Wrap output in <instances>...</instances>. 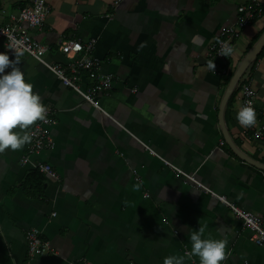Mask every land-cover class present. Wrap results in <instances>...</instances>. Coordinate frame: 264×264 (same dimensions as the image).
I'll use <instances>...</instances> for the list:
<instances>
[{
	"label": "crops",
	"instance_id": "crops-1",
	"mask_svg": "<svg viewBox=\"0 0 264 264\" xmlns=\"http://www.w3.org/2000/svg\"><path fill=\"white\" fill-rule=\"evenodd\" d=\"M115 1L45 0L44 24L30 31L48 46L50 62H67L58 49L62 40H96L93 54L102 71L113 75L110 94L99 97L103 111L35 58L19 56L26 82L56 123L49 129L51 149L27 154L26 142L0 151V264L25 261V231L32 227L51 246L32 264H163L169 255L199 264L191 255L189 228L204 224L206 236L227 240L220 264H264V247L250 240L226 205L144 147L264 220V170L228 150L218 120L230 78L264 31V0H258L262 14L232 43L223 75L217 73L223 63L209 67L208 47L250 0ZM28 2L0 0V23ZM261 50L241 76L248 75L256 91L258 111H264V45ZM229 98L223 111L228 134L264 163V142L249 139L236 118L242 105L237 86ZM34 124L14 131L28 133ZM38 162L55 171H38L43 199L22 189Z\"/></svg>",
	"mask_w": 264,
	"mask_h": 264
},
{
	"label": "built area",
	"instance_id": "built-area-1",
	"mask_svg": "<svg viewBox=\"0 0 264 264\" xmlns=\"http://www.w3.org/2000/svg\"><path fill=\"white\" fill-rule=\"evenodd\" d=\"M236 11L235 22L224 26L221 36L208 47L207 58L209 62L223 63V67L217 66V73L221 75L228 73L227 64L230 57V54L221 55L223 42H227L232 47V43L240 38L242 31L262 14V7L258 0H250L248 3L239 5ZM48 12L49 7L45 0H29L27 4L19 9L16 15L9 16L8 22L0 23V41L3 43L4 51L8 52L9 57L14 55L15 50L17 53H26L35 58L38 62L45 65L64 86L76 92L84 101L103 111L99 104V97L110 94L113 88V75L102 71L100 59L93 54L96 40L90 38L85 43L72 38L62 40L58 49L67 59V62L47 61L45 55L48 46L33 38L30 31L42 28ZM242 75L244 76V73ZM247 76L244 78L240 77L236 85L239 89L242 105L250 101L256 111V124L247 127L245 134L248 135L249 139L264 142V111L256 109V91L251 83L248 82L249 77ZM46 107V119L35 123L28 132L31 140L27 142V154L51 149L53 146L49 129L56 121L52 109L48 106ZM223 143V141H220L221 145ZM144 147L151 154L160 158L165 165L172 168L177 174L204 189L226 205L237 218L241 227L250 231V240L256 246L264 247V220L261 215L244 210L228 200L224 195L214 193L192 175L158 156L148 145L144 144ZM35 168L45 175L55 174L53 167L46 162H38ZM25 241L27 259L22 264H32L31 261L35 257L46 256L51 251L50 242L42 236L38 228L27 229L25 231Z\"/></svg>",
	"mask_w": 264,
	"mask_h": 264
},
{
	"label": "clouds",
	"instance_id": "clouds-1",
	"mask_svg": "<svg viewBox=\"0 0 264 264\" xmlns=\"http://www.w3.org/2000/svg\"><path fill=\"white\" fill-rule=\"evenodd\" d=\"M232 51V47L223 42L221 55ZM20 55L14 50V58L10 59L8 52L0 51V151L17 150L30 142L31 136L27 132L21 134L14 129H27L37 120L46 119L47 107L41 102V96L33 91V85L26 82L19 67ZM209 67L215 70V62H209ZM236 118L245 127L256 124V111L250 101L239 107ZM139 187V184L134 185L136 189ZM207 227L204 224L197 229L189 228L191 255L199 257V264H220L226 259L227 240L213 238L210 233L206 236ZM183 259L169 255L163 264H183Z\"/></svg>",
	"mask_w": 264,
	"mask_h": 264
},
{
	"label": "water",
	"instance_id": "water-1",
	"mask_svg": "<svg viewBox=\"0 0 264 264\" xmlns=\"http://www.w3.org/2000/svg\"><path fill=\"white\" fill-rule=\"evenodd\" d=\"M264 45V31L260 35V37L256 40V42L250 47V49L246 52L242 60L240 61L239 65L237 66L236 70L234 71L232 77L230 78L227 87L223 93V96L221 98L219 109H218V120H219V126L222 130V136L224 142L227 144V146L244 162L251 164L255 167H258L261 170H264V163H259L258 161L252 159L247 154H245L231 139L230 135L228 134V131L226 129L225 123H224V117H223V111L224 107L226 105V102L232 92V90L236 87L241 75L244 73V71L248 68V66L256 59L258 53L262 49Z\"/></svg>",
	"mask_w": 264,
	"mask_h": 264
},
{
	"label": "trees",
	"instance_id": "trees-1",
	"mask_svg": "<svg viewBox=\"0 0 264 264\" xmlns=\"http://www.w3.org/2000/svg\"><path fill=\"white\" fill-rule=\"evenodd\" d=\"M263 50H261L262 52ZM261 52L258 54L257 58L259 57V55L261 54ZM228 82V81H227ZM231 98V97H230ZM229 98V100H230ZM229 100H228V107H229ZM227 146V145H226ZM228 147V146H227ZM228 150L232 153L233 151L228 147ZM235 155V154H234ZM43 174L39 173L38 170L35 171H30L26 174V176L24 177L23 181H22V189L25 191V193L28 196H36L39 197L40 199H43ZM33 190V191H32ZM31 192H34L33 194ZM26 243V241H25ZM41 257V256H40ZM44 257V256H43ZM36 258V257H35ZM34 258V259H35ZM26 259H27V254H26ZM25 259V260H26ZM33 261V260H32ZM31 261V262H32ZM25 262V261H24ZM23 262V263H24Z\"/></svg>",
	"mask_w": 264,
	"mask_h": 264
}]
</instances>
